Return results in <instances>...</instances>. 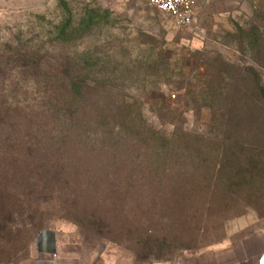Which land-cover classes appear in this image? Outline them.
Returning a JSON list of instances; mask_svg holds the SVG:
<instances>
[{
	"label": "rangeland",
	"instance_id": "374dc122",
	"mask_svg": "<svg viewBox=\"0 0 264 264\" xmlns=\"http://www.w3.org/2000/svg\"><path fill=\"white\" fill-rule=\"evenodd\" d=\"M76 78L134 127L14 121ZM262 227L264 0H198L186 28L143 0H0V264L63 243L163 261Z\"/></svg>",
	"mask_w": 264,
	"mask_h": 264
},
{
	"label": "crops",
	"instance_id": "0c3cea01",
	"mask_svg": "<svg viewBox=\"0 0 264 264\" xmlns=\"http://www.w3.org/2000/svg\"><path fill=\"white\" fill-rule=\"evenodd\" d=\"M26 264H264V227L253 231L236 245L217 246L172 259L141 262L115 256H103L87 246L57 245L42 251Z\"/></svg>",
	"mask_w": 264,
	"mask_h": 264
},
{
	"label": "trees",
	"instance_id": "16d2710c",
	"mask_svg": "<svg viewBox=\"0 0 264 264\" xmlns=\"http://www.w3.org/2000/svg\"><path fill=\"white\" fill-rule=\"evenodd\" d=\"M60 83V87L62 88L63 86L62 90H56V92L51 90L47 91V93H44L42 97L48 100L44 105H35L34 109L25 108L22 111H19L21 112L20 114L18 113V110L15 109L14 112H17L19 115L14 113L12 116L14 121L17 122L19 120L25 123L27 122L28 124H31V126H36L41 123L49 124V121L51 120V122H61L66 126H72L76 122L104 123V121L115 119L118 121V123L121 122L119 125L125 129H127V127L123 126L122 123L129 124V126L134 127L130 125L136 123V114L133 111L126 109L97 110L95 108H90L83 105L85 99L95 96L91 92V81L87 79L80 80L76 78L69 79L67 81H60ZM130 130L131 131L129 132L132 133V128H130ZM63 134L66 136L69 135L66 133ZM135 134L138 133L135 132ZM146 135H150L149 138L152 139L153 136L158 134L156 132H152L147 133Z\"/></svg>",
	"mask_w": 264,
	"mask_h": 264
},
{
	"label": "built area",
	"instance_id": "2783aa9c",
	"mask_svg": "<svg viewBox=\"0 0 264 264\" xmlns=\"http://www.w3.org/2000/svg\"><path fill=\"white\" fill-rule=\"evenodd\" d=\"M159 13L169 16L176 26L189 27L196 15L198 0H143Z\"/></svg>",
	"mask_w": 264,
	"mask_h": 264
}]
</instances>
